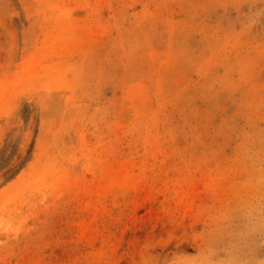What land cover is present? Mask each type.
Wrapping results in <instances>:
<instances>
[{
	"label": "rangeland",
	"instance_id": "rangeland-1",
	"mask_svg": "<svg viewBox=\"0 0 264 264\" xmlns=\"http://www.w3.org/2000/svg\"><path fill=\"white\" fill-rule=\"evenodd\" d=\"M0 264H264V0H0Z\"/></svg>",
	"mask_w": 264,
	"mask_h": 264
}]
</instances>
